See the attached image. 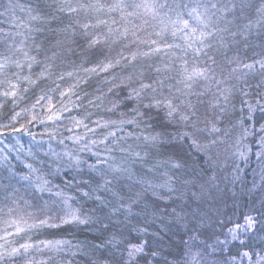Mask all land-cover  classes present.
Returning <instances> with one entry per match:
<instances>
[{"label":"clouds","instance_id":"clouds-1","mask_svg":"<svg viewBox=\"0 0 264 264\" xmlns=\"http://www.w3.org/2000/svg\"><path fill=\"white\" fill-rule=\"evenodd\" d=\"M0 155V264H264V0H0Z\"/></svg>","mask_w":264,"mask_h":264},{"label":"snow or ice","instance_id":"snow-or-ice-1","mask_svg":"<svg viewBox=\"0 0 264 264\" xmlns=\"http://www.w3.org/2000/svg\"><path fill=\"white\" fill-rule=\"evenodd\" d=\"M14 94H15V93H13V95H14ZM4 159H6V157L3 156V155H0V160H4ZM38 187H39V189H40L41 191H43V190H45L46 185H45V184H41V185H39ZM48 243H52V246H53V247H57V246H59V245H62L64 242H63V241H55V242H48ZM25 247H27V246H25ZM15 251H16V250L13 249V252H15Z\"/></svg>","mask_w":264,"mask_h":264}]
</instances>
